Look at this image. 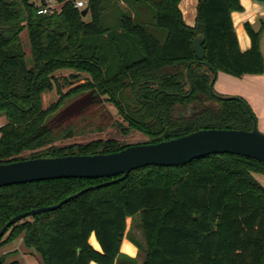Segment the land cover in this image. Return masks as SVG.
I'll list each match as a JSON object with an SVG mask.
<instances>
[{
  "label": "trees",
  "instance_id": "16d2710c",
  "mask_svg": "<svg viewBox=\"0 0 264 264\" xmlns=\"http://www.w3.org/2000/svg\"><path fill=\"white\" fill-rule=\"evenodd\" d=\"M46 1L0 0V165L128 147L112 139L55 145L58 135L50 122L78 97L110 102L121 117L118 130L140 132L147 144L203 129L251 130L240 102L213 98L208 89L209 68L238 79L264 73L263 26L256 32L245 23L251 46L239 49L231 21L233 12L243 11L239 0H198L193 27L183 21L180 0H86L84 17L76 0H53L58 11L38 14ZM197 35L203 37L202 61L192 49ZM62 71L71 72L57 77ZM53 92L57 101L44 108V94ZM256 176L264 178L263 163L233 154L136 169L120 183L17 222L0 238V250L21 239L41 264H120V257L136 264L119 250L127 218L138 216L145 243L141 264H264V187ZM113 179L0 188V230L14 216ZM92 234L99 251L89 244ZM6 259L0 254V264H21Z\"/></svg>",
  "mask_w": 264,
  "mask_h": 264
},
{
  "label": "water",
  "instance_id": "95a60500",
  "mask_svg": "<svg viewBox=\"0 0 264 264\" xmlns=\"http://www.w3.org/2000/svg\"><path fill=\"white\" fill-rule=\"evenodd\" d=\"M86 12V9L81 11L83 17ZM192 43L195 58L202 61L204 56L202 49L203 37L197 35ZM209 70L213 77L209 82L208 89L213 98L215 97L222 101L237 100L240 102L251 118V130L203 129L165 142L135 144L116 153L88 156L72 155L56 158L40 157L2 164L0 165V188L24 185L25 183L56 181L58 179H115L95 186H89L60 201L55 206L41 207L40 209L26 211L23 214L12 217L0 230V238L7 232L9 227L17 222L41 213L56 211L62 204L84 193L120 183V181L128 177L131 171L136 169L152 166L163 168L179 167L194 160L216 154L249 157L264 164V134L262 135L258 131L257 122L251 108L236 96L226 97L215 93L213 85L217 75L211 68ZM186 74L190 78L189 67L186 69Z\"/></svg>",
  "mask_w": 264,
  "mask_h": 264
},
{
  "label": "rangeland",
  "instance_id": "374dc122",
  "mask_svg": "<svg viewBox=\"0 0 264 264\" xmlns=\"http://www.w3.org/2000/svg\"><path fill=\"white\" fill-rule=\"evenodd\" d=\"M254 1L257 3L256 0ZM261 5H264V2H262ZM88 20L89 18H86V21ZM245 23H248L254 31L258 32L262 26L264 27V17L259 19L256 26L251 25L250 22ZM263 36L264 31L260 35V42ZM20 37L22 48L25 52V59L27 63H29L30 48L28 44L27 32L22 31ZM70 72L71 71L58 72L56 73V76L66 77L69 75ZM80 78L81 80L79 84H84L85 76L80 75ZM213 90L216 91V93H218V95L220 96H234H227V93H225V91H218L217 89ZM66 91L67 88L63 89V93H65ZM236 97L240 98L239 96ZM57 99L58 95H56L55 92L44 94L43 107L47 108L49 105L54 104ZM240 99L245 102L244 98ZM245 103L250 108H252V106H250L248 102ZM119 121H121V117L120 115H118L117 110L110 102H108L104 98L99 100L97 98L95 100L90 96H86L78 97L68 102V104H66V106L61 109V112L57 116H55V118L50 122V126L54 128L58 135L54 142L57 146H67L71 144L85 145L90 141L103 139H112L127 146H134L135 144H147V137L141 134L140 132H130L127 135L121 133V131L118 130L117 125H115L116 123H119ZM2 124H4V121L0 119V126ZM257 128L258 131L263 135L264 133L261 132L259 126H257ZM70 131L72 135L70 138H68L67 133ZM256 178L264 187V178L259 176H256ZM138 223V216L135 217L134 220H132L130 225L129 222H127V226H129L128 231L126 233V237L128 238H125L123 242V249L127 248L128 244L131 242L129 238L133 237L137 241V243H139L140 246L143 247V250H140L139 252V260L141 261L145 256V243L141 235ZM19 244V240H17L16 242L10 243V245L1 248L0 254L2 252H6V262L16 260L19 261L21 264H41V260L38 255H36L32 250L25 249ZM131 245L133 246L134 244L132 243Z\"/></svg>",
  "mask_w": 264,
  "mask_h": 264
},
{
  "label": "crops",
  "instance_id": "0c3cea01",
  "mask_svg": "<svg viewBox=\"0 0 264 264\" xmlns=\"http://www.w3.org/2000/svg\"><path fill=\"white\" fill-rule=\"evenodd\" d=\"M86 3V0H79ZM254 0H239L240 6L242 8V12H233L231 14L232 26H234V31L236 34V39L239 44V49L241 52H245L251 46L250 39L246 33L244 28L245 22H250L251 25H257V22L260 18L264 17V5H261L262 2H255ZM198 4V0H180L178 5V9L182 12L183 21L186 26L193 27L196 20V7ZM60 8V5H58ZM262 21V19H261ZM261 52L264 58V36L261 40ZM217 77L213 85V89H217L218 91H225L227 96L234 95L239 96L240 98H244L245 102H248L250 106H252V110L256 116L257 126H259L262 133H264V73L262 76H246L243 78H235L233 76L224 75L220 72L216 73ZM243 96V97H242ZM127 222L130 223L132 220L127 218ZM128 225V226H129ZM128 226L126 233L128 231ZM125 238L126 235L124 236ZM122 241L119 253L121 256L124 255L131 260H134L136 264H141L142 260H139L140 251L132 246L131 242L128 244L126 249H123ZM19 240V245L23 246L22 240ZM89 244L95 249L99 251V245L92 234L90 236ZM1 254H6V252H2ZM122 259L119 260L120 264H127V260L125 257H120ZM90 264H96L94 262H90Z\"/></svg>",
  "mask_w": 264,
  "mask_h": 264
},
{
  "label": "built area",
  "instance_id": "2783aa9c",
  "mask_svg": "<svg viewBox=\"0 0 264 264\" xmlns=\"http://www.w3.org/2000/svg\"><path fill=\"white\" fill-rule=\"evenodd\" d=\"M85 6V2L76 0L75 8L78 10H83ZM58 4L53 0H47L46 5L44 7H38V14H52L54 11H58Z\"/></svg>",
  "mask_w": 264,
  "mask_h": 264
}]
</instances>
